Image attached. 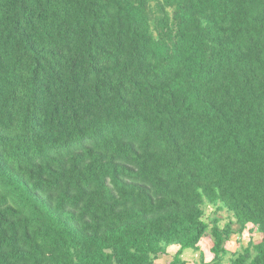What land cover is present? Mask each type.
<instances>
[{
  "label": "trees",
  "instance_id": "trees-1",
  "mask_svg": "<svg viewBox=\"0 0 264 264\" xmlns=\"http://www.w3.org/2000/svg\"><path fill=\"white\" fill-rule=\"evenodd\" d=\"M173 245L264 264V0H0V264Z\"/></svg>",
  "mask_w": 264,
  "mask_h": 264
},
{
  "label": "rangeland",
  "instance_id": "rangeland-1",
  "mask_svg": "<svg viewBox=\"0 0 264 264\" xmlns=\"http://www.w3.org/2000/svg\"><path fill=\"white\" fill-rule=\"evenodd\" d=\"M205 211V220L209 223L211 219L214 216H217L220 218V225H223L225 222H227L230 219H233L232 215L227 212L226 210H220L217 213H215V209L212 205H205L204 207ZM235 226V225H234ZM252 238L254 242H258L261 238V234L256 232L254 228L252 229V225L248 224L246 229L243 231V233L239 236L237 234L231 235L230 240L226 243L227 249L231 252L240 249V246L246 245L249 239ZM212 245L211 236L208 233L207 236L202 238L200 241V250L204 252V257L207 261H209L212 257V254L209 252V248ZM177 246H169L167 248V252L165 254H162L158 257L156 260L159 264H167L168 261L171 259L172 255L177 250ZM183 258L187 261V264H196L199 261L200 258V251L196 250H186L183 254ZM228 258L229 253L224 256L223 263L222 264H228Z\"/></svg>",
  "mask_w": 264,
  "mask_h": 264
}]
</instances>
